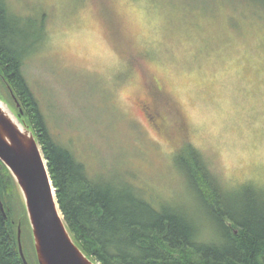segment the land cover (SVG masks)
I'll use <instances>...</instances> for the list:
<instances>
[{
  "label": "rangeland",
  "instance_id": "rangeland-1",
  "mask_svg": "<svg viewBox=\"0 0 264 264\" xmlns=\"http://www.w3.org/2000/svg\"><path fill=\"white\" fill-rule=\"evenodd\" d=\"M6 2L38 32L42 22L24 76L55 139L87 169L103 161V173H124L154 204L193 214L174 163L187 143L231 196L264 191V8L255 1ZM12 194L11 221L35 264Z\"/></svg>",
  "mask_w": 264,
  "mask_h": 264
},
{
  "label": "trees",
  "instance_id": "trees-1",
  "mask_svg": "<svg viewBox=\"0 0 264 264\" xmlns=\"http://www.w3.org/2000/svg\"><path fill=\"white\" fill-rule=\"evenodd\" d=\"M253 1L264 8V0ZM32 22L0 0V98L22 110L19 119L40 146L65 226L79 249L98 264H264V191L231 196L193 146L182 144L174 159L192 195L190 214L187 206L154 204L115 168L103 173V161L87 169L69 144L55 139L23 71L42 39V22L39 32L37 24L28 25ZM5 193L20 197L0 161V264H24Z\"/></svg>",
  "mask_w": 264,
  "mask_h": 264
},
{
  "label": "water",
  "instance_id": "water-1",
  "mask_svg": "<svg viewBox=\"0 0 264 264\" xmlns=\"http://www.w3.org/2000/svg\"><path fill=\"white\" fill-rule=\"evenodd\" d=\"M0 161L13 176L24 201L38 264H98L70 237L55 197L40 146L0 99ZM0 210L4 212L0 199ZM18 250L25 260L17 231Z\"/></svg>",
  "mask_w": 264,
  "mask_h": 264
}]
</instances>
